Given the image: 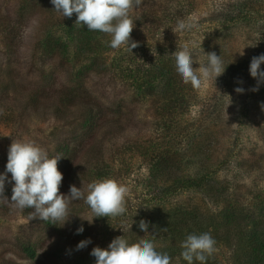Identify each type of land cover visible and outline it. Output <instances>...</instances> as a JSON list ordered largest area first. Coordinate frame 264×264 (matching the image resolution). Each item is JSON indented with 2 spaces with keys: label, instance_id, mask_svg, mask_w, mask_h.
Here are the masks:
<instances>
[{
  "label": "rangeland",
  "instance_id": "374dc122",
  "mask_svg": "<svg viewBox=\"0 0 264 264\" xmlns=\"http://www.w3.org/2000/svg\"><path fill=\"white\" fill-rule=\"evenodd\" d=\"M147 1L165 7L162 6L165 0ZM184 1L174 0L167 3L183 5ZM189 1L192 2V6L187 7L189 16L182 20L192 25L190 29L177 30L176 21L174 23L162 17L165 13L171 16L172 12L162 9L143 21L141 14L151 11L153 6L144 2L130 11V18L135 25L131 37L139 45L132 52L126 46L120 49L111 48V36L102 32L95 38L98 40V48L81 52L78 37L67 32V24L76 21L75 13L71 18H63L62 13L54 10L51 0H0V14L4 15L6 12L14 20L18 16L19 6L25 5L26 8L23 11L24 25L19 27V39L15 42L19 52L14 50L12 55L7 54L11 48L6 35L2 40L0 38V76L11 74L18 86L23 88H56L61 84L70 90L77 88L76 95L79 94L80 98H86L87 94L88 98L96 99L101 105L100 109L95 108L92 113L97 124L112 118L121 119L120 133L107 135L102 146L96 144V150L108 160L116 158L111 152L112 148L116 150L119 145L126 144L128 139L158 140L163 131L159 125L166 120L163 114L166 111V91L174 90L180 93L189 103L185 110L181 109L175 113L178 115V123H185L189 127L190 143L181 146V150L184 156H189L193 161L199 157L194 154L195 146L202 145L205 151L202 152L203 166L195 164L189 168V172L198 168L201 172H206L212 181L224 182L226 193L215 199L207 196L203 189L186 190L174 196L171 202L167 203L166 209L175 205L173 201L187 205L190 209L189 218H193L190 220L192 227L194 228L196 220L202 227V231H197L199 233L196 234L210 233L214 238L216 252L208 258L206 264H251L253 252L247 235L250 222L239 215L236 224L234 220L228 221L224 215H214L213 212L224 206L226 201H236L235 203L241 204L255 217H261L264 224V108L261 107L264 104V83L259 84L258 91H252L257 87V80L249 71L252 58L264 54V0ZM236 2L244 4V10L241 12L244 20H239L234 5ZM173 7L174 5H170L166 8ZM13 23L12 26H15ZM50 34L57 38L64 58L43 53V41ZM185 45L192 53L194 68L206 64L207 53L215 52L220 55L224 67L230 64L224 72L229 77L226 78L223 73L216 81L204 80L199 90L193 89L190 84H184L175 68L174 52L181 50ZM156 51L164 53L165 57L162 58L168 60L167 66L170 68L164 71L165 77L153 84L151 93L143 92L141 87H136L130 78L122 77L120 73H125L129 68L140 71L141 67L152 66ZM242 52L243 55L240 54ZM39 68L44 71L40 72ZM79 69L88 71L84 76H80L77 75ZM261 70H264V64L261 65ZM166 79L175 83V87L170 86L167 89V85L163 84ZM229 79L232 82H229ZM237 88L244 91L238 93ZM169 96L175 97L176 94ZM213 102L219 104L216 114ZM67 108L72 115L80 111ZM199 119L202 121H197ZM46 120L32 117L11 127L0 121V165H4L3 174L13 140L33 142L47 154L50 150L54 151L57 137L68 139L70 145H77L81 140L84 129L72 128V125L77 126L76 119L69 120L68 124ZM196 124L204 128L200 135ZM54 126H58L59 130L56 135L50 130ZM110 137L113 138L109 140ZM233 145L236 146L232 149L231 160L226 166L218 167L224 157V147ZM191 147L195 157L191 155ZM77 160L80 163L76 166L78 170L71 173L70 186L81 187L87 194L88 185L101 179L90 175L91 168L87 169L85 154H80ZM120 160L125 164L130 163V169L122 168L118 170L121 176L116 175L110 179L127 186L129 190L125 214L93 218L95 214L81 199L70 204L71 216L64 225L53 224V227H49L43 226L42 220L34 219L24 209L10 206L6 213L0 211V264H95V257L91 252L88 254V249L95 244L107 248L118 236H123L130 244L141 239L149 240L154 243L159 253H166L172 258L171 264H188L181 256V244L185 239L180 236L178 239L170 237L165 232L160 221V212L164 211L159 212L158 207H155L158 212L153 208L148 209L145 203L147 194H144L146 187L133 181V177L145 172L140 153L132 157H117L115 161ZM61 161L63 165L69 164V161L63 158ZM188 163L194 164L192 161ZM14 183L11 173H7L5 188L8 189L9 200ZM136 195L145 197L141 209L134 207L135 204L139 207ZM135 211H139L137 214L143 219H150V223L144 220L148 223V232L140 230V220H133ZM81 226L84 231L77 234V229ZM62 234L73 235L71 243L64 242ZM27 238L31 242H40L35 259L26 256L18 246L19 241ZM86 239H90L91 243L77 250L78 243ZM194 264L199 262L194 261Z\"/></svg>",
  "mask_w": 264,
  "mask_h": 264
},
{
  "label": "trees",
  "instance_id": "16d2710c",
  "mask_svg": "<svg viewBox=\"0 0 264 264\" xmlns=\"http://www.w3.org/2000/svg\"><path fill=\"white\" fill-rule=\"evenodd\" d=\"M168 1L173 2L174 0H165V2L162 3V6L165 5V7H161V4L153 5L150 3V1L145 0L144 2H146V4L149 2L150 5L148 6H153L151 7V11L148 10L146 13L143 12L141 14L142 20H147L149 15L156 14L160 11V9L165 10L166 12L171 11V16L165 13L162 17L170 19L171 21H174V23L175 21L177 22V20L186 19L189 16L188 13L190 11L187 9V7L192 6V2L185 0L183 5H180L179 3H170V5H174V7L173 9H168L166 8L167 6H170L167 3ZM234 5H236L235 10H237V13L239 14V20H244V16L241 13L244 10V4H238L236 2ZM24 9H26L25 5L19 6L17 10L18 16L15 17V20L8 16L6 12L4 15L0 14V38L2 40L6 35L7 43L11 48V50H9L7 53L9 55H12L14 50L19 52V48H17L18 46L15 42H17L19 39V27L24 25ZM245 14L246 13H244V15ZM9 15H11V13H9ZM236 18H238V16H236ZM75 22L67 24V32L68 34L71 33L78 37L80 51L88 52L98 48V40L95 38L97 35H99V31H89L87 30L86 25H78L75 24ZM12 23L15 24V26H12ZM42 48L43 53L47 52L51 55H56L57 58H64L61 45L54 35L50 34L46 39H44ZM162 57H165L164 53H162V51L159 53L156 51L153 57L154 60H152L154 63L152 64L153 67H141L140 71L139 69L129 68L125 73L120 74L122 77L130 78L136 87H141L143 89V92L151 93L153 84H156L161 78L165 77L164 71L167 69L169 70L170 68L167 66L168 60L163 59ZM229 66L230 64L226 66V69ZM39 71L43 72L44 69L39 68ZM87 71L88 69H79L77 70V75L84 76ZM223 76L226 78L229 77V75L225 73ZM230 81L231 79H229V82ZM163 84L167 85V89L170 86L175 87L174 85H176L167 79L163 82ZM76 93L77 88H72L70 90L66 86H61V84H59L56 88H46L43 86L23 88L18 86L11 74L0 76V107L2 111V113H0V121L10 125L11 127L13 124L18 122L23 123L32 117L65 124H68L69 120H77V126L74 127V125H72V128L76 129L81 127L84 129L79 143L77 145H70L68 139L57 137L54 144V151L50 150L48 152L49 158L61 156L58 161V169L60 168L59 171H61L63 174L60 192L65 195L69 194L68 189L70 188L71 184L70 178L72 176V171L74 173V171L76 172V170H78L76 169V166H78L80 163L77 160L80 154H85L87 157L86 164L87 169L91 168L90 175L95 176L97 179L103 180L108 177L109 179L114 178L116 175L121 176V173H118V170H122V168L130 169V163L127 162V164H125L123 160L115 161L117 157L124 158L126 155L127 157H132L133 155L140 153L143 161L142 167L145 168V172L142 175L133 177V181L135 184H141L142 186L146 187L144 194H147L145 203L148 209L153 208L155 212H158L159 210L164 211V213L160 211L159 212L162 214V219H160V221L165 228V232L170 237H175L178 239L180 236L186 239L188 235L199 233L197 231H202L200 222L197 220V222L193 220V222H195L194 228L192 227L190 222L193 218L192 216L189 218L190 209L187 208V205L173 201L175 202V205H170L166 209L167 203H170L174 196H177L179 192H184L186 190L198 191L203 189L207 196L214 197L215 199L219 195H225L226 193L224 182L212 181L206 172H201V170L198 168L196 171L189 172V168L195 166V164H198L197 166H203L202 156L205 152L203 151L204 147L202 145L195 146L194 154H198L199 157L195 158V161H193L189 156H184V152L181 150V146L183 147V145L190 144L189 127H187L185 123H178V115L175 112H178L181 109L185 110L189 101L184 99L180 93L178 94L174 90H172V92L166 91V111L163 113L166 120L162 121L159 125L161 129H163L159 139L153 141L149 138L147 140L128 139L125 142L126 144L119 145L116 150L112 148L111 152L116 158L108 160L99 154V151L96 150V144L98 146H102L107 135L111 133L115 135H117V133L119 134L122 130L120 123L121 119L112 118L106 122L97 124L98 122L95 121L92 113L95 108L100 109V103L94 98H88L87 94L86 98H80L78 97L79 94L76 95ZM173 93L176 94L175 97L169 96V94L171 95ZM216 102H218V99H216ZM216 102H213V104L215 103V106L213 107L214 114H216L219 106V102ZM67 107H69V109L72 111L74 109H78L80 111L79 113H74V115H72V112H69ZM200 120L201 119L197 121ZM197 124L196 129L200 135L204 131V128L200 125L197 126ZM50 130L55 135L59 131L58 126H54ZM115 135L112 136L115 137ZM96 137L97 139L95 140ZM113 137H110L109 140H111ZM194 137L195 133L193 138ZM193 142L194 141H192V143ZM82 146H84V148ZM235 146L236 145H233L232 147H224V157L221 159L218 167L226 166V163L231 160L232 149ZM190 151L192 153L191 155L195 157L192 147ZM62 158L65 161H69V164L64 163L63 165L61 161ZM189 161H192L194 164L188 163ZM3 166V164L0 165V174H3ZM7 194L8 189L5 188L4 196L9 199ZM135 198H138L137 204L139 207H137L136 204L134 205V207L137 209L141 207L142 201L145 200L143 198L145 197L144 195L142 197L136 195ZM233 202L234 201H226V204L221 208H218V210L213 212V214H222L226 217V220H234L236 224L237 216L239 215L247 219L250 222L247 235L253 252L251 264H264V224L261 221V217H255L252 213L246 211L245 207L241 206V204L235 203L236 201L234 203ZM10 206L14 207L15 205L8 201H0V211L5 212ZM155 207H158V211ZM24 211L32 216L33 210L31 208H25ZM139 211H135L133 213L135 214L133 220L137 222L143 219L137 214ZM147 218L145 219L149 221L150 219ZM195 218L197 219V216ZM43 222V226L50 227L53 225L51 221ZM62 236L65 238L64 242L71 243L70 240L73 239V235L62 234ZM48 238L50 239V237ZM18 246L26 256L31 259H35L37 250L40 248V242H31L30 239L27 238L26 240L19 241ZM94 247H98L97 244L88 249V254Z\"/></svg>",
  "mask_w": 264,
  "mask_h": 264
},
{
  "label": "clouds",
  "instance_id": "9594fccd",
  "mask_svg": "<svg viewBox=\"0 0 264 264\" xmlns=\"http://www.w3.org/2000/svg\"><path fill=\"white\" fill-rule=\"evenodd\" d=\"M54 10L62 13L63 18H71L76 14L78 25H86L89 31H99L111 36L110 47L120 49L126 46L129 51L138 47L131 33L135 28L130 18V11L140 7L144 0H51ZM192 27L184 20L177 21V30H187ZM243 55V52L240 53ZM175 68L184 84H190L199 90L204 80L216 79L223 75L226 67L220 55L207 53V63L194 68L192 53L187 45L174 52ZM264 54L253 57L250 63V75L257 80L258 91L260 83H264ZM242 93V88H237ZM264 108V104L261 105ZM60 157L49 158L47 152L33 142L13 140L8 150L6 171L0 174V201H8L23 210L33 209L32 217L52 224L64 225L70 218V204L83 199L96 217H117L126 213L128 193L127 186L113 180L103 179L88 185L87 194L75 185L70 186L69 194L60 192L63 174L58 169ZM7 173H11L14 181L11 200L4 196ZM92 218V220H93ZM91 220V222H92ZM89 221V220H88ZM90 222V221H89ZM90 222V223H91ZM139 228L148 232V223L143 219ZM84 231L77 229V234ZM90 239L78 243L77 250L87 247ZM181 256L188 264H206L209 257L216 252V241L210 233L190 234L182 242ZM95 257V264H171L168 254L156 250L153 242L141 239L130 244L123 236L114 238L107 248L94 247L90 253Z\"/></svg>",
  "mask_w": 264,
  "mask_h": 264
}]
</instances>
